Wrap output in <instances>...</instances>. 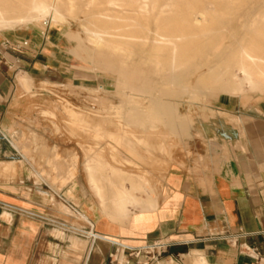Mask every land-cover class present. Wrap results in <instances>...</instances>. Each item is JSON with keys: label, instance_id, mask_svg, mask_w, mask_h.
Masks as SVG:
<instances>
[{"label": "rangeland", "instance_id": "374dc122", "mask_svg": "<svg viewBox=\"0 0 264 264\" xmlns=\"http://www.w3.org/2000/svg\"><path fill=\"white\" fill-rule=\"evenodd\" d=\"M153 1L130 0L124 7L118 0H101L97 8H88L84 0H75V15L62 11L65 23L25 20L14 29L27 36H49L56 51L50 54L48 69L28 76V90L14 79L2 135L15 158L30 164L33 187L42 186L49 204L58 206L73 226L86 221L85 214L96 218L101 212L86 178V155L95 157L101 170L113 171L115 184L127 181L124 178L135 184L143 177L142 189L151 191L157 204L168 195L170 172L194 158V128L217 116L211 108L217 98L236 96L264 105L261 86L236 95L226 83L210 78L212 70L221 72L233 64L254 39V30L264 31V0H157L150 14ZM171 3L181 5L178 24H190L185 30L188 37L157 44L156 19L174 17ZM192 7L197 10L191 12ZM114 9L130 14L135 24L133 43L124 52L90 42V23L110 38L103 34L108 20L97 22L93 14ZM203 17L209 25L194 26ZM6 31L13 30L0 34ZM158 54L184 55L189 60L158 62ZM164 64L175 69L161 72ZM138 142L151 155L144 156Z\"/></svg>", "mask_w": 264, "mask_h": 264}, {"label": "crops", "instance_id": "0c3cea01", "mask_svg": "<svg viewBox=\"0 0 264 264\" xmlns=\"http://www.w3.org/2000/svg\"><path fill=\"white\" fill-rule=\"evenodd\" d=\"M18 30L0 34V264H123L127 251L117 263L109 259L118 247L162 242L185 244L152 264H264L263 104L220 96L211 106L217 116L194 128V158L168 175L167 197L156 204L140 185L143 177L135 184L124 178L122 191L137 199L122 210L123 218L100 216L102 210L95 218L75 209L86 221L73 226L49 204L42 186L33 187L30 164L15 158L2 135L14 79L28 90V76L48 69L56 51L49 36ZM140 145L144 156L151 155ZM89 229L102 239L92 244L76 231Z\"/></svg>", "mask_w": 264, "mask_h": 264}, {"label": "bare ground", "instance_id": "6f19581e", "mask_svg": "<svg viewBox=\"0 0 264 264\" xmlns=\"http://www.w3.org/2000/svg\"><path fill=\"white\" fill-rule=\"evenodd\" d=\"M84 1L86 7L88 8H97L99 5L103 4L101 0ZM112 1L114 2L115 0ZM118 1H121V5L124 7L127 6L130 2V0ZM74 2L75 0H0V32L5 30H14L18 24L22 23L25 20L34 21L41 19L46 24L65 23L63 13L65 15L71 16L76 14ZM157 2V0L152 2L149 8L150 14H152V12L154 11ZM169 7L171 8V10H174V12H172V15L174 14V17L171 16L169 18H166L165 20L161 17H158V19H156V30L154 35L155 42H157V44L169 45L172 42L183 41L188 37L185 30L191 27L190 24H178V21L180 19L177 17L182 12L181 5L178 3H171ZM196 10L197 8L192 7L191 12H194ZM127 15V12L125 13L123 10L116 11L115 9L112 11H108V14L105 11H98L93 14L97 22L101 23L108 20V31L104 29L103 34H108L110 38H108L107 40L103 35L95 31L94 28L96 27V24L90 23V42L93 44L104 43L107 46H114L120 52L127 51V49L133 43V41L130 40V37L134 32L131 30L135 28V24L132 25L130 22V14L128 16ZM208 25L209 22L205 17H203L202 20H196L194 24V26H197L200 29L206 28ZM121 35L125 36L126 39H118V36ZM253 36L254 39L252 40L250 45L241 50L237 58L234 59L232 65H225L221 72L212 70L210 73V78L212 81L216 82L219 80L222 83H226L231 88L233 94L236 95L243 93L244 90H254L259 86L263 88L264 92V31L254 30ZM138 51L139 50H137V52ZM172 60L187 61L189 59L184 55L178 54L173 56H170L168 54L157 55L158 62H167ZM171 68L174 67H170V65L164 64L161 72L166 73ZM98 162L99 161L95 157L93 158L90 154L86 155L85 157V163H87L88 167L86 178L88 180L89 188L92 191V194L96 197L100 209L102 210L100 216L107 215L108 218H111L112 220L115 217L121 219L123 218V216H125L122 210L126 209L127 205L134 203L137 199V195L135 193L133 196H131L123 192L122 186H125L127 182L119 181L115 184L113 181H111L112 174H114V172L110 170L106 171V169L101 170L97 166ZM55 171L57 172V170ZM61 178L63 180L66 179L65 176H62V174ZM135 187L136 186L133 185L130 188L135 189L134 191H136ZM110 210H113L115 212V216L109 215Z\"/></svg>", "mask_w": 264, "mask_h": 264}, {"label": "built area", "instance_id": "2783aa9c", "mask_svg": "<svg viewBox=\"0 0 264 264\" xmlns=\"http://www.w3.org/2000/svg\"><path fill=\"white\" fill-rule=\"evenodd\" d=\"M81 233L84 237H86L92 244L97 240H101L102 238L93 232L92 229L85 231L76 230ZM177 244L184 245L185 242L180 243H172V242H162L155 243L150 246L141 247V248H122V246L118 247L113 253L109 254V259L112 262L117 263L121 257L124 258V251H127L125 259L122 260L123 264H130L132 260L136 262V264H152L158 260L163 253H166L170 248L176 246ZM144 255L149 256L150 258L143 261L140 258Z\"/></svg>", "mask_w": 264, "mask_h": 264}]
</instances>
